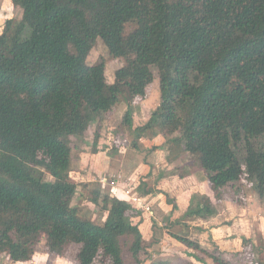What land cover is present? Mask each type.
<instances>
[{"label": "trees", "instance_id": "1", "mask_svg": "<svg viewBox=\"0 0 264 264\" xmlns=\"http://www.w3.org/2000/svg\"><path fill=\"white\" fill-rule=\"evenodd\" d=\"M10 1L20 17L0 32V253L11 262L31 259L40 236L49 254L77 244V264L148 258L138 206L70 175L75 138L120 100L127 135L117 137L136 146L155 127L175 152L191 155L216 195L227 184L241 191L245 179L264 200V0ZM97 40L123 61L111 81L103 58L86 62ZM155 73L158 100L136 122ZM84 197L104 211L102 222L80 212ZM214 211L203 197L184 216ZM183 226L171 235L188 256L233 264Z\"/></svg>", "mask_w": 264, "mask_h": 264}, {"label": "crops", "instance_id": "2", "mask_svg": "<svg viewBox=\"0 0 264 264\" xmlns=\"http://www.w3.org/2000/svg\"><path fill=\"white\" fill-rule=\"evenodd\" d=\"M4 1L10 2V0ZM153 101L145 98L135 107L136 122L144 121L149 117L154 107ZM118 104L114 106L123 105L126 109L124 102ZM113 110L114 107L110 112L113 113ZM108 124L111 123L106 120L105 123L103 120L100 123L92 122L84 134L77 137L88 138L81 146L75 141L76 147L71 152L70 175L79 183H98L102 190H107L118 198L125 200H131L134 196L137 198L134 203L141 211L136 217H141L139 228L144 238L151 239L146 261L156 260L154 258L156 252L153 250L156 245H161L162 250H168V254L176 251L180 253L179 258L186 255L195 260L192 255H187L186 247L171 235L181 234L179 229L184 227V224L187 225V230H184L190 233L189 236L197 238L204 247L208 248L205 243L207 239L219 249H228L230 244L239 245L241 237L238 235L243 230L240 229L241 225L247 222L250 226L251 222H255L258 218L261 222L264 220L262 213L254 206L247 203L227 204L222 196L216 195L210 189L200 169L190 164L187 152H173L172 144L165 140L157 128L143 129L141 135L135 137L136 146L133 145L131 138H127L129 146L115 143L116 147L113 148L111 144L108 146L104 143L106 138L116 139L118 128L115 132L110 130L109 133L108 128L106 129ZM124 133L127 135L126 131ZM130 157L132 163H125V158ZM201 197L210 200L214 213L207 217L184 216L189 204H195ZM193 226L195 233L192 231ZM224 235L225 238H222ZM171 263L175 264L172 260Z\"/></svg>", "mask_w": 264, "mask_h": 264}, {"label": "rangeland", "instance_id": "3", "mask_svg": "<svg viewBox=\"0 0 264 264\" xmlns=\"http://www.w3.org/2000/svg\"><path fill=\"white\" fill-rule=\"evenodd\" d=\"M19 17H20V9L17 6L13 5L11 1L9 2V1L0 0V32L2 31V29L4 27V23L6 22V20L11 19V20H14L12 22L16 23V21L19 20ZM13 27H14V25H13ZM11 30H13V29H11ZM101 58H103L105 60V76H106V79L108 81H111L113 79V72H114L115 68L120 66L123 61L121 58L111 57L107 53V50H106L104 44L100 40H97L96 43L94 44V46L89 51V53L86 57V62L88 64H91V63H93V62H95ZM154 77H155L154 78L155 81H152L149 84V86L147 87V96L146 97L150 98L151 100L152 99L158 100V95L156 96V93H158V91H157L158 89L156 87V85H157L156 73H155ZM122 102H124V106L126 107L127 106V105H125L126 101H124V100H120L117 103L120 104ZM116 106H114V110H113L115 113L114 112L111 113L109 111L104 116V119H103V123H105V120H106V122L111 123L110 125L108 124L106 127V129L108 128L107 130L109 131V133H111L110 130H113V132H115L117 128H118L117 130L121 129L123 132L125 131L124 128L121 126L122 115L124 114L125 109H124L123 105L121 107H116ZM120 115H121V118H120ZM111 127L113 129H111ZM108 131H106V132H108ZM85 138H77L75 141L77 142V144L79 143L81 146V144L85 143V141L87 140L88 137H85ZM121 138H123V137H121ZM121 138L116 137L115 140H114V137L113 138L110 137V139L106 138V142L104 144L108 145V146L111 144L113 148L116 147L115 143H119V144L123 143V144H125V146H129L127 138L126 139H121ZM261 141L264 142V138H262ZM124 142H126V143H124ZM261 144L262 145L260 147L264 151V143H261ZM171 146L173 148L172 150L175 152L174 149H176V147L173 144ZM119 148L122 149V147H119ZM87 149L89 150V148H87ZM92 151H93V148H92ZM188 156H189L188 160H189L190 164H194V162H195L194 159L191 157L190 154H188ZM131 158L132 157H130L128 159L125 158V163H127V164L132 163ZM45 177L48 178L49 175L46 173ZM242 181H243L242 182L243 187H242L241 191H236L232 185L227 184V185H224L223 187H221L222 195H220V197L222 196L223 201H226L227 204H234V203L235 204H246L247 203L248 205L254 206L256 209H259V211L262 213V215L264 217V200L259 197L257 191L254 188V183L249 182L245 179H243ZM151 183H152V181H151ZM209 186H210V189L215 192V190L211 187V185H209ZM84 192H86V191H84ZM202 199H203V197H201V200ZM81 201H82V205H81L80 212L83 215H86V216L90 217L91 219H93L97 222H102V220L104 218V211L102 209H100L99 206H97L95 204L94 205L91 204V201H89L88 198L84 197V198H82ZM258 206H259V208H258ZM255 208H254V211H255ZM262 222L258 218L255 220V222H251L250 226L247 224V222H245L244 225H241L240 229L241 230L243 229V230H242V233L240 231V234L238 235L241 237L239 239V245L238 246L230 244L228 249H219V248H217V246L212 244L211 241L209 242V240L206 239L205 243H207V245H208L207 250L214 253V255L223 257V258L231 261V263H233V264H256L258 262V260L261 259L259 257V253H261V255H263V257H264V220ZM177 229H179V228H177ZM192 229H193L192 231H194V233H195L196 230H194L195 229L194 226ZM179 230H180V232H183L182 228H180ZM247 231H250V232H247ZM194 233H192V234H194ZM247 234H249L248 235L249 237L246 236ZM223 237L225 238V235L222 236V238ZM243 239H246L248 241V243L243 244L242 243ZM250 241H251V243H250ZM253 243L259 246V247L257 246L261 250V251H258L259 253L253 249V247H252ZM256 245H255V247H256ZM33 248H34V251H33V254L31 256V259H29L28 261L16 262V263L11 262L7 256V254H5L4 252H1L0 253V264H5V263H7V264L8 263L9 264H77V261L75 259V254H76L77 249H78L77 244H69L62 255L49 254L46 252L47 248L45 246L44 237L40 236V238L33 244ZM153 250H154V252H156L155 257H154L156 260H158V259L169 260L170 259V262L172 260V262L175 264L178 262H187V261L192 262L194 264H204V262H199L197 259L193 260V258L190 259L186 255L185 256L183 255L182 257L179 258L180 253H178L176 251L173 252L174 254L171 252L168 254V250H166V249L162 250L161 245H158V246L156 245L155 247H153ZM200 255L203 256V254H200ZM124 260H125L126 264H136L134 261V258L128 253L124 254ZM150 262H152V261L151 260H149V261L145 260L143 262V264H149ZM206 264H214V263L212 261H210V263H206Z\"/></svg>", "mask_w": 264, "mask_h": 264}, {"label": "built area", "instance_id": "4", "mask_svg": "<svg viewBox=\"0 0 264 264\" xmlns=\"http://www.w3.org/2000/svg\"><path fill=\"white\" fill-rule=\"evenodd\" d=\"M130 201H133V202H135V201H137V198L134 196V197H132L131 198V200Z\"/></svg>", "mask_w": 264, "mask_h": 264}]
</instances>
